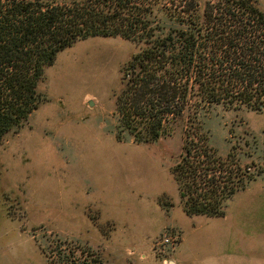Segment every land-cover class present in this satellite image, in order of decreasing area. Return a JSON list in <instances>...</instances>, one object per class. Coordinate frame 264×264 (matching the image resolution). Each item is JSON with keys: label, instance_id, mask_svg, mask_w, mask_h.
<instances>
[{"label": "rangeland", "instance_id": "rangeland-1", "mask_svg": "<svg viewBox=\"0 0 264 264\" xmlns=\"http://www.w3.org/2000/svg\"><path fill=\"white\" fill-rule=\"evenodd\" d=\"M257 2L264 10V0ZM135 49L121 36H90L58 52L45 69L39 84L45 98L0 143V264H48L42 245L55 238L76 257L91 246L104 264H134L139 252L164 262L155 243L170 230L180 238L174 227L160 226L184 213L172 166L186 119L155 142L120 141L114 133L115 93ZM207 117L221 157L260 162L252 147L264 145V110L217 106ZM247 188L227 203L249 214L243 217L250 216L255 233L246 242L254 249L264 247V174Z\"/></svg>", "mask_w": 264, "mask_h": 264}, {"label": "trees", "instance_id": "trees-1", "mask_svg": "<svg viewBox=\"0 0 264 264\" xmlns=\"http://www.w3.org/2000/svg\"><path fill=\"white\" fill-rule=\"evenodd\" d=\"M90 36H121L136 49L115 93L118 140L155 142L185 118L172 166L188 215L222 216L237 192L264 174L211 143L217 106L264 110V10L257 0H0V143L45 98L39 84L58 52ZM234 157V158H233ZM227 162V159H229ZM61 238L43 244L48 264H104L87 246L76 257Z\"/></svg>", "mask_w": 264, "mask_h": 264}, {"label": "crops", "instance_id": "crops-1", "mask_svg": "<svg viewBox=\"0 0 264 264\" xmlns=\"http://www.w3.org/2000/svg\"><path fill=\"white\" fill-rule=\"evenodd\" d=\"M239 193L241 192L238 195ZM181 209L183 210L182 206ZM183 212L171 215L160 226V229L174 227L180 234L168 264H264V247L251 249L246 242L255 233L250 228V216L243 217L244 213L240 216L237 210H232L229 203L222 216H191L184 210ZM254 213L253 216L258 217L259 213ZM262 232L259 235L263 236ZM144 245L145 243L134 244V247L137 251ZM138 257L135 263L150 260L151 264H164L153 253L148 258L144 252H139Z\"/></svg>", "mask_w": 264, "mask_h": 264}, {"label": "built area", "instance_id": "built-area-1", "mask_svg": "<svg viewBox=\"0 0 264 264\" xmlns=\"http://www.w3.org/2000/svg\"><path fill=\"white\" fill-rule=\"evenodd\" d=\"M170 231L164 233L163 238L155 243L156 250L163 257L165 263H168V258L179 242V235L176 232L170 233Z\"/></svg>", "mask_w": 264, "mask_h": 264}]
</instances>
